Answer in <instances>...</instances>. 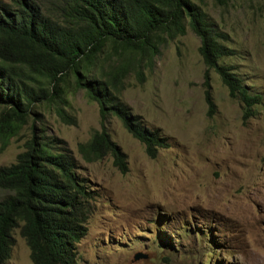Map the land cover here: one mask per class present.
Wrapping results in <instances>:
<instances>
[{
    "label": "rangeland",
    "instance_id": "374dc122",
    "mask_svg": "<svg viewBox=\"0 0 264 264\" xmlns=\"http://www.w3.org/2000/svg\"><path fill=\"white\" fill-rule=\"evenodd\" d=\"M203 8L228 36L222 44L235 52L220 63L262 96L252 118L243 120L242 104L214 70L209 114L201 41L189 28L167 38L152 61L144 59L142 74L131 72L120 95L167 140L156 158L112 117L106 126L127 155L128 172L111 156L86 163L78 147L102 129L101 113L73 84L69 124L43 109L48 135L66 141L97 197L77 264H264V0H207ZM29 137L27 127L0 151V167L16 162ZM9 194L0 189V198ZM22 225L6 264H34ZM137 254L145 258L136 261Z\"/></svg>",
    "mask_w": 264,
    "mask_h": 264
},
{
    "label": "trees",
    "instance_id": "16d2710c",
    "mask_svg": "<svg viewBox=\"0 0 264 264\" xmlns=\"http://www.w3.org/2000/svg\"><path fill=\"white\" fill-rule=\"evenodd\" d=\"M206 1L0 0V151L30 129L16 162L0 167V189L10 193L0 198V264L11 258L13 232L21 223L34 264H77L97 197L66 141L48 135L43 121L48 106L63 123L71 122L66 108L72 84L101 113L102 129L79 145L80 155L89 164L111 156L123 173L127 155L106 126L112 117L151 158L169 146L122 101L124 82L131 72L142 74L143 60L152 61L167 38L184 36L188 28L201 41L209 114L215 110L214 70L242 104L243 120L255 116L262 96L220 63L235 52L222 44L228 36L211 21ZM162 242L173 249L172 240Z\"/></svg>",
    "mask_w": 264,
    "mask_h": 264
},
{
    "label": "water",
    "instance_id": "95a60500",
    "mask_svg": "<svg viewBox=\"0 0 264 264\" xmlns=\"http://www.w3.org/2000/svg\"><path fill=\"white\" fill-rule=\"evenodd\" d=\"M145 257L143 256V255H141V254H137L136 256H135V260L136 261H139V260H141V259H144Z\"/></svg>",
    "mask_w": 264,
    "mask_h": 264
}]
</instances>
